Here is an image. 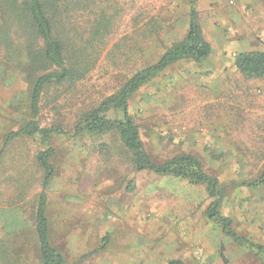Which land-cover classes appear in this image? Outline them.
I'll list each match as a JSON object with an SVG mask.
<instances>
[{
    "label": "rangeland",
    "instance_id": "rangeland-1",
    "mask_svg": "<svg viewBox=\"0 0 264 264\" xmlns=\"http://www.w3.org/2000/svg\"><path fill=\"white\" fill-rule=\"evenodd\" d=\"M195 10L211 61L169 66L132 96L129 113L154 162L181 153L198 158L225 188L219 212L238 235L264 247V185L242 186L264 173V78L231 72L222 83L213 71L216 59L229 68L244 50H264V0H196ZM101 11L112 19L111 33L90 53L94 68L75 87L47 93L37 118L42 127L69 131L188 29L189 0H98L77 14L84 39ZM240 32L244 38L231 42ZM5 65L0 46V264H40L32 214L42 179L35 156L45 145L17 138L3 148L5 135L30 119L29 85ZM51 146L50 241L68 264H259L255 250L235 244L208 218L214 199L202 187L135 173L116 134L54 137Z\"/></svg>",
    "mask_w": 264,
    "mask_h": 264
},
{
    "label": "trees",
    "instance_id": "trees-1",
    "mask_svg": "<svg viewBox=\"0 0 264 264\" xmlns=\"http://www.w3.org/2000/svg\"><path fill=\"white\" fill-rule=\"evenodd\" d=\"M195 1L189 0L188 29L183 40L172 43L158 59L137 71L101 102L79 115L69 131L60 126L42 127L37 121L41 102L50 90L75 87L94 68L90 58L97 41L111 33L112 19L104 11L94 16L86 39L78 29L80 10L96 7L98 0H0V46L5 66L18 70L21 81L29 85L28 113L16 131L5 135L3 148L17 138H39L45 148L35 156L41 170V190L35 200L32 224L40 264H68L50 241L46 191L54 176V137H83L116 134L129 153L135 173L149 172L160 177L186 181L202 187L214 201L207 207L208 218L222 233L240 247L255 250L259 264H264V247L238 235L231 218L223 216L220 206L226 197L219 180L206 173L201 161L187 153L175 155L161 163L154 162L144 148L138 126L129 113V100L143 86L169 66L181 60L201 63L211 55V46L204 39L197 22ZM234 68L245 80L264 78V52L248 51L237 54ZM132 182V181H131ZM131 185V184H130ZM264 185V173L242 186L256 189ZM168 264H182L172 259Z\"/></svg>",
    "mask_w": 264,
    "mask_h": 264
},
{
    "label": "crops",
    "instance_id": "crops-1",
    "mask_svg": "<svg viewBox=\"0 0 264 264\" xmlns=\"http://www.w3.org/2000/svg\"><path fill=\"white\" fill-rule=\"evenodd\" d=\"M258 32H260L262 35H264V28H261ZM249 33V32H248ZM259 33V34H260ZM244 33L243 32H240V33H238L237 35H234V34H232L231 36H229L228 38L231 40V42L232 41H238V39H240V38H244ZM208 42V41H207ZM230 42V43H231ZM210 44V43H209ZM211 46V45H210ZM239 46V45H238ZM251 47H254V46H251ZM243 48V47H242ZM241 51H243V49H240ZM244 51H251V50H244ZM252 51H262V52H264V50H260V49H254V50H252ZM209 59V58H208ZM208 59L206 60V62H210L211 60H209L208 61ZM215 63H214V75L216 74V73H218L219 75H218V78H220L223 82L222 83H224V78L225 77H227V76H230L231 75V72H236L237 74H239V72H237L236 71V69L234 68V66H230L229 68L228 67H226L225 65H224V61H221L220 59H216L215 61H214ZM225 66V67H224ZM182 70V69H181ZM192 70V71H191ZM191 70H189V69H185L182 73H184V74H186L187 72H195V70H193V69H191ZM201 70V69H200ZM200 70H196L197 72H200ZM205 70L206 69H202L201 70V72L202 73H204L205 72ZM243 77V76H242ZM16 208H7V212H8V214H13V213H15L16 211ZM34 214V213H33ZM32 214V215H33ZM33 223V222H32Z\"/></svg>",
    "mask_w": 264,
    "mask_h": 264
}]
</instances>
